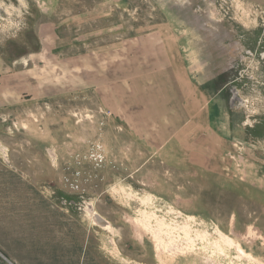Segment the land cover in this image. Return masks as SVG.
<instances>
[{
    "label": "rangeland",
    "instance_id": "rangeland-1",
    "mask_svg": "<svg viewBox=\"0 0 264 264\" xmlns=\"http://www.w3.org/2000/svg\"><path fill=\"white\" fill-rule=\"evenodd\" d=\"M0 264H264V0H0Z\"/></svg>",
    "mask_w": 264,
    "mask_h": 264
},
{
    "label": "bare ground",
    "instance_id": "bare-ground-1",
    "mask_svg": "<svg viewBox=\"0 0 264 264\" xmlns=\"http://www.w3.org/2000/svg\"><path fill=\"white\" fill-rule=\"evenodd\" d=\"M240 5V4H239ZM243 11H244V9H243ZM250 12V11H249ZM250 14V13H249ZM245 15V14H244ZM250 17H252V16H250ZM248 18V17H247ZM253 19V18H252ZM245 20V19H244ZM250 20V19H249ZM253 21V20H252ZM258 22V21H257ZM259 23V22H258ZM255 25V24H254ZM257 25H259V24H257ZM92 207H93V205H92ZM97 213V212H96ZM92 214V213H91ZM97 216H98V213H97ZM99 218V217H98ZM103 218V217H102ZM95 220V219H94ZM104 229H106V230H111V226H109V223H108V225H105V228ZM123 259V258H122Z\"/></svg>",
    "mask_w": 264,
    "mask_h": 264
},
{
    "label": "flooded vegetation",
    "instance_id": "flooded-vegetation-1",
    "mask_svg": "<svg viewBox=\"0 0 264 264\" xmlns=\"http://www.w3.org/2000/svg\"><path fill=\"white\" fill-rule=\"evenodd\" d=\"M251 53H252V51H251ZM238 54H239V56H238L237 60H238V61L240 60V61L242 62V61H243V58H246V56H245L244 54H241V52H239ZM237 78H238V77H237ZM236 80H237V79H236ZM236 80H235V81H236Z\"/></svg>",
    "mask_w": 264,
    "mask_h": 264
}]
</instances>
